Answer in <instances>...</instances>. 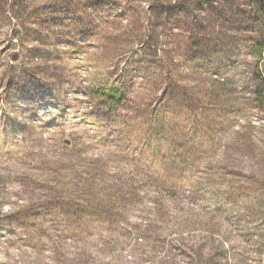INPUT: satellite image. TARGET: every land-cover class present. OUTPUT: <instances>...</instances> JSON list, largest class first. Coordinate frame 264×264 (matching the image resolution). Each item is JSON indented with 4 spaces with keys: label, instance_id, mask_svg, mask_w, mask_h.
<instances>
[{
    "label": "rangeland",
    "instance_id": "1",
    "mask_svg": "<svg viewBox=\"0 0 264 264\" xmlns=\"http://www.w3.org/2000/svg\"><path fill=\"white\" fill-rule=\"evenodd\" d=\"M261 27L244 0H0V264H264Z\"/></svg>",
    "mask_w": 264,
    "mask_h": 264
},
{
    "label": "trees",
    "instance_id": "2",
    "mask_svg": "<svg viewBox=\"0 0 264 264\" xmlns=\"http://www.w3.org/2000/svg\"><path fill=\"white\" fill-rule=\"evenodd\" d=\"M245 2H247L251 9L253 10V12L257 15L260 16V18L262 19V27L261 30L258 32L259 33V37L257 40V44H256V50L259 52L260 57H262L264 59V0H244ZM113 92L112 94H110L109 96H111V98H116L119 96V93L115 90L111 91Z\"/></svg>",
    "mask_w": 264,
    "mask_h": 264
}]
</instances>
